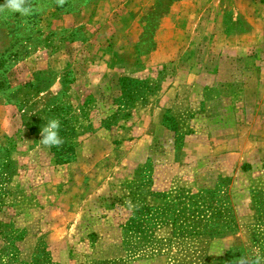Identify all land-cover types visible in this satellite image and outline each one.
I'll return each mask as SVG.
<instances>
[{
  "label": "rangeland",
  "instance_id": "obj_1",
  "mask_svg": "<svg viewBox=\"0 0 264 264\" xmlns=\"http://www.w3.org/2000/svg\"><path fill=\"white\" fill-rule=\"evenodd\" d=\"M35 2L45 7L27 31L33 47L8 67L15 93L0 101V250L13 236L18 260L44 245L58 264H173L164 254L127 257L119 229L126 210L110 205L149 163L156 191L211 188L227 177L236 227L203 243L211 255L254 253L251 199L264 189V0ZM24 20L0 19V53L10 37H25ZM46 67L71 72L67 94L90 125L64 163L13 103ZM123 76L141 94L106 125Z\"/></svg>",
  "mask_w": 264,
  "mask_h": 264
},
{
  "label": "trees",
  "instance_id": "obj_2",
  "mask_svg": "<svg viewBox=\"0 0 264 264\" xmlns=\"http://www.w3.org/2000/svg\"><path fill=\"white\" fill-rule=\"evenodd\" d=\"M35 2V0H34ZM58 8V7H57ZM25 17L23 22L24 38L16 36L10 40L0 53V101L10 102L15 90L10 87L6 73L8 67L20 56L29 53L33 47L31 34L32 18ZM17 22L22 17L9 15ZM17 17V18H14ZM33 24V23H32ZM18 25L7 28L13 32ZM73 82L70 71L58 73L50 68L35 70L31 79L22 85L25 90L13 103L20 112L22 122L32 134H38L50 119L60 121L59 135L63 143L59 147H49L53 159L58 163L69 161L80 135L90 130L84 125L81 115L75 114V107L67 94L68 86ZM129 78L120 77L121 95L115 112L102 120L108 125L116 115L126 114L133 102L139 98L142 88L129 86ZM146 87L145 81H137ZM56 84L54 90H50ZM43 93L38 101H32L29 94ZM79 111L81 110L80 107ZM109 122V123H108ZM4 164L0 162V168ZM228 178L219 176L211 188L192 189L179 187L169 193L152 188V167L144 163L135 169L132 179L124 183L121 194L114 197L111 206L117 204L125 211L119 223L121 246L127 257H150L168 255L173 264H236L241 256L259 254L264 258V189L252 194L253 210L250 223V244L254 253L242 250H228L222 255L208 254L203 242L207 239L221 237L236 227L235 215L228 189ZM13 236L5 239L0 250V264H58L53 261L44 245H38L29 260H18L13 247ZM84 264H116L114 261L91 260Z\"/></svg>",
  "mask_w": 264,
  "mask_h": 264
},
{
  "label": "clouds",
  "instance_id": "obj_3",
  "mask_svg": "<svg viewBox=\"0 0 264 264\" xmlns=\"http://www.w3.org/2000/svg\"><path fill=\"white\" fill-rule=\"evenodd\" d=\"M68 0H54V5L59 8H64ZM45 5L34 0H5L3 5H0V19H7L9 15L18 14L20 17H30L35 13L42 12ZM23 23L27 25V21ZM60 121L58 119H50L40 131V142L47 147H59L63 143V139L59 135ZM236 264H264V258L259 254L254 256H241L236 260Z\"/></svg>",
  "mask_w": 264,
  "mask_h": 264
}]
</instances>
